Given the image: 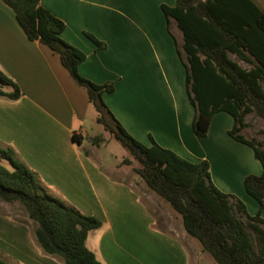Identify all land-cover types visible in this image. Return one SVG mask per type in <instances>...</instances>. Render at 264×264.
Returning <instances> with one entry per match:
<instances>
[{
  "label": "crops",
  "instance_id": "1",
  "mask_svg": "<svg viewBox=\"0 0 264 264\" xmlns=\"http://www.w3.org/2000/svg\"><path fill=\"white\" fill-rule=\"evenodd\" d=\"M176 2L41 0V5L65 23L62 38L86 54L79 66L80 75L99 85L114 82L115 91L105 93L103 100L130 135L146 146L154 141L192 163L208 161L212 183L221 192L246 202L245 178L261 175L263 168L250 147L228 135L233 118L216 114L207 137H197L192 128L194 110L177 107L174 114L168 112L165 87L156 84V68L162 72L166 86L170 64L177 66V46L183 36L171 20L169 27L175 25L176 31L169 30V34L176 48L169 38L166 42L168 23L161 10L162 5L174 7ZM256 2L264 9V0ZM86 34L104 42L106 48L97 50ZM0 71L23 93L17 101L0 97V148L11 149L32 169L47 195L53 191L54 198L102 221V228L89 233L86 245L89 249L90 236L99 234L92 252L103 264H110L103 252L106 238L117 240L124 233L136 231L153 237L157 228L170 244L171 236L183 243L190 239L184 227L180 235L157 227L145 201V207L139 202L133 183L115 176L96 158L92 161L88 151L80 149L86 138L92 137L84 127L93 108L86 90L70 77L58 55L27 39L13 11L1 1ZM74 135L81 140L80 145L74 143ZM96 147L88 144L86 149L96 152ZM0 233V245L12 241L27 250L24 258H19L24 264H59V260L40 254L29 229L11 222L0 226ZM181 251L183 264H188L186 252L183 248Z\"/></svg>",
  "mask_w": 264,
  "mask_h": 264
},
{
  "label": "trees",
  "instance_id": "2",
  "mask_svg": "<svg viewBox=\"0 0 264 264\" xmlns=\"http://www.w3.org/2000/svg\"><path fill=\"white\" fill-rule=\"evenodd\" d=\"M0 1L13 11L29 41L58 55L70 77L86 90L98 115L96 123L138 163L137 175L182 218L186 233L205 253L217 264H264V149L262 142L242 134L249 127L248 115L264 120V9L256 0H177L174 7H161L168 26L174 20L183 36L177 50L195 109L194 134L207 137L213 117L226 113L234 120L228 135L250 147L262 165L261 175H249L244 181L246 193L259 206L255 215L236 196L212 183L208 161L192 163L154 141L146 146L128 133L103 100L105 93L115 91L114 82L99 85L80 75L86 54L62 38L65 23L41 0ZM86 35L97 50L106 48L104 42ZM231 55L250 69L242 68ZM22 95L18 85L0 71V97L17 101ZM72 139L81 144L76 135ZM90 142L100 147L105 138L93 136ZM0 201L25 208L35 225V242L46 254L62 258L65 264H103L86 245L89 233L102 228V221L47 195L37 174L11 149L0 148ZM1 254L0 264H10Z\"/></svg>",
  "mask_w": 264,
  "mask_h": 264
},
{
  "label": "rangeland",
  "instance_id": "3",
  "mask_svg": "<svg viewBox=\"0 0 264 264\" xmlns=\"http://www.w3.org/2000/svg\"><path fill=\"white\" fill-rule=\"evenodd\" d=\"M175 28L176 27L173 24H171V27L168 26V28L166 25L165 30L163 27L164 33H166V42L169 38L171 40H169V42L173 47H175V42L170 36L169 30L173 33L176 31ZM175 48L173 49L175 50ZM174 50L172 51L175 53ZM230 57L242 68L250 69L248 64L240 61L236 56L231 55ZM176 58L177 66L170 64L172 70H168V73L166 72L168 75L166 76V86L164 84L165 78L162 72L159 70V68H156V84L159 85V88H162L163 86L165 87L166 94L168 95L166 100L168 112L170 111V113L174 114L178 107L179 110H186V108H188L194 110L195 113V109L193 106H191L186 93L185 72L182 66V61L180 57ZM5 89L7 91L10 90L9 88ZM96 117L97 114L93 108H91L89 117L87 118L84 127L92 137L103 135L105 142L100 147H96V152H91L89 149L87 150L86 147L88 144L91 147L94 145L87 137V141L83 143V146L80 149L88 151V157L92 161L95 162L96 158V160L100 161L106 169H108L110 172H114L115 176L121 177L122 179L133 183L134 187L138 190L139 202L142 201L141 203L144 206L143 202L145 201L150 212L155 218L157 227H159L165 233L166 230H171L174 235H180L183 230L182 218L172 210L167 202L148 189L144 181L139 177V175H137L135 171L136 168L139 167L138 163L128 155L127 151L116 140H114L108 132L103 130V126H98L95 123ZM245 121L249 124V127L246 128L242 134L249 140L255 139L259 142H262V148L264 149V120L257 117L255 114H250L245 118ZM125 160H129L130 163H125ZM3 164L8 169L12 170L9 162L4 161ZM116 168L119 170H116ZM44 191L47 193L45 189ZM49 195L51 197H56L53 191H51ZM247 196L249 199L246 200V202H243L242 200L241 201L246 205L248 213H253V215H255L259 210L258 204L248 194ZM65 204L67 203L65 202ZM262 213L264 214V211H262ZM241 220L243 222L246 221L243 218H241ZM11 222L17 223L29 229L31 235L34 237L35 225L29 219L25 208L20 203H5L0 201V226H7V224ZM155 231L157 233H155V236L153 237L150 235V233L144 235V233L142 234L136 231L134 234L129 232L126 234L124 233L121 236H118L117 240L106 238L103 246L104 255L110 264H183L181 257V248H183V250L186 252V255L188 256V264H217L209 254L206 253L204 255V251L201 249L202 247L196 239H191L190 237V239H187L188 241L183 243L182 241L171 236V239L173 240L172 242L174 244L172 242L170 244L166 242V234L162 235L161 233L163 232L160 233L159 230L157 231V228ZM2 235L3 234L0 233L1 238ZM98 235V233L94 232L90 236L89 250L92 251V249H95L94 247L98 239ZM13 239L16 242V238ZM175 242H178L181 248ZM37 248L40 250V254H43L48 258L59 260V264H65L62 258L46 254L42 251L39 245H37ZM0 251L2 254L8 257L6 258L8 263L24 264L19 260V258H24V255H26L25 251L27 250H24L23 245H20V243H13L12 241H9L8 244H5L4 246L3 244L0 245Z\"/></svg>",
  "mask_w": 264,
  "mask_h": 264
}]
</instances>
